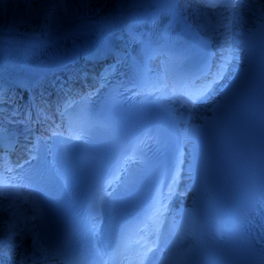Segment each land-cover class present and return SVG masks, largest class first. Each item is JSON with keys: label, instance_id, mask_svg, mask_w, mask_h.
<instances>
[{"label": "bare ground", "instance_id": "bare-ground-1", "mask_svg": "<svg viewBox=\"0 0 264 264\" xmlns=\"http://www.w3.org/2000/svg\"><path fill=\"white\" fill-rule=\"evenodd\" d=\"M17 1L0 0V38L20 40L18 48L15 45L3 46L6 41L1 40L0 68L7 73L23 71L34 74L78 64V39L91 38L83 31L91 25L86 20L109 17L111 12L107 15L106 12L112 9L115 2L123 4L128 0H55V5L48 7L47 15L43 17L45 23L42 27L39 10L50 0H35L36 3L31 2L28 5L25 4L26 0L19 3ZM146 2L149 0H132L127 12L143 9ZM263 6L264 0H253L252 5L243 8L237 15L241 26H249V21L257 16ZM205 17L208 15H202L201 19ZM219 21L220 18L216 20ZM214 31L219 32L218 28ZM26 41L29 44L26 45ZM10 207L9 205L0 208V233L3 235L10 232L12 235L10 242L3 243L0 250L9 245V253L14 259L29 263V230L33 225L30 222L31 217L25 211H14Z\"/></svg>", "mask_w": 264, "mask_h": 264}, {"label": "snow or ice", "instance_id": "snow-or-ice-1", "mask_svg": "<svg viewBox=\"0 0 264 264\" xmlns=\"http://www.w3.org/2000/svg\"><path fill=\"white\" fill-rule=\"evenodd\" d=\"M169 2H172V0H169ZM238 0H228V2L225 4L228 8H236L237 7ZM209 7H218V3L216 2H209ZM215 81H213L214 83ZM211 90V84H206L200 89L190 90L187 91L182 97H178V99L182 100V103L188 107H194L196 102L198 100H201L204 98V96L207 95V93ZM56 135V133H53ZM76 139H79V137H76ZM0 140H2V137H0ZM13 194H19V191L17 189H13L10 185L0 180V196H7V195H13ZM166 205L163 201L159 202V206L157 207L156 211L153 213L152 216L148 217L147 224L144 229H141V231H146L147 225H152L151 231L146 232V236H142L139 240L135 241L137 245L140 246L142 252L137 257L139 264H144V261L148 258L149 254L154 251V247L156 246V241L159 239L158 235V220L160 217L163 216V211L165 210ZM154 237L155 239L150 241L149 238ZM63 245L61 246V248ZM58 251H60L58 249ZM99 251V250H97ZM37 252H40L41 255H43L42 251L40 249H37Z\"/></svg>", "mask_w": 264, "mask_h": 264}, {"label": "rangeland", "instance_id": "rangeland-1", "mask_svg": "<svg viewBox=\"0 0 264 264\" xmlns=\"http://www.w3.org/2000/svg\"><path fill=\"white\" fill-rule=\"evenodd\" d=\"M2 231L5 232V230H2ZM0 236H1L0 237V246H3V243H5V242L9 243L10 239L12 238V235H10V232H7V233L5 232L3 235H1V233H0Z\"/></svg>", "mask_w": 264, "mask_h": 264}]
</instances>
